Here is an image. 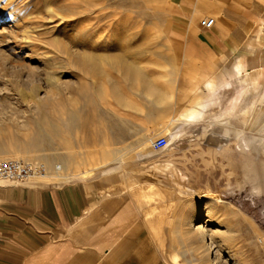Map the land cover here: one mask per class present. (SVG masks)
I'll use <instances>...</instances> for the list:
<instances>
[{
	"label": "rangeland",
	"instance_id": "1",
	"mask_svg": "<svg viewBox=\"0 0 264 264\" xmlns=\"http://www.w3.org/2000/svg\"><path fill=\"white\" fill-rule=\"evenodd\" d=\"M175 4L176 0H0V105L5 106L0 109L8 115L17 110L15 120L28 121V132L35 134L38 116L27 96L29 89L40 97L54 94L48 119L43 122L54 146L39 143L34 147L24 140L25 132L0 140L7 144L4 149L9 152L27 153L10 160L39 163L47 170L43 156L71 154L91 158L89 163L76 166L73 173L95 168L97 151L120 149L122 161L105 180L93 171L85 180L52 184L83 182L102 194L130 199L141 211L149 231L154 230L150 235L170 264H204L183 249L179 238L171 233L197 199L203 200L206 195L220 198L215 217L220 225L224 224L221 230L227 234L225 242L220 243L221 255L229 264H264V192L257 194L252 184L243 179L236 161L242 159L237 158L236 147L242 144L244 135L252 142V156L264 163V130L249 135L250 114L245 115L248 108L240 116L229 115L224 111L225 102L218 99L214 110L200 122L186 125L181 135L170 142L173 128L168 127L169 119L184 105L176 94V81L185 62L169 40L176 29ZM9 14L17 16L18 21L10 24ZM206 17L198 18V28ZM69 48L99 58L98 70L88 71L76 65ZM44 54L53 55L54 63L45 66ZM116 55L132 64L145 82L163 90L168 87L172 96L162 95L159 103L149 104V98L140 93L139 82L127 83L125 68L111 65ZM48 73L56 76L59 92L46 81ZM116 88L122 101L113 93ZM196 97L185 103L191 104ZM220 108L224 116H220ZM258 111L263 113L264 106H259ZM4 114L0 116H8ZM68 118L75 120L70 129L66 125ZM160 139L169 145L154 150L153 142ZM142 148L152 153L138 160L137 153ZM39 179L46 178H33ZM176 247L179 253L174 259Z\"/></svg>",
	"mask_w": 264,
	"mask_h": 264
},
{
	"label": "crops",
	"instance_id": "2",
	"mask_svg": "<svg viewBox=\"0 0 264 264\" xmlns=\"http://www.w3.org/2000/svg\"><path fill=\"white\" fill-rule=\"evenodd\" d=\"M175 7L169 40L185 62L176 81L181 102L206 97L210 111L221 99L229 115L254 108L264 119V0ZM200 16L212 26L198 28ZM145 224L130 199L83 182L0 183V264H170Z\"/></svg>",
	"mask_w": 264,
	"mask_h": 264
},
{
	"label": "bare ground",
	"instance_id": "3",
	"mask_svg": "<svg viewBox=\"0 0 264 264\" xmlns=\"http://www.w3.org/2000/svg\"><path fill=\"white\" fill-rule=\"evenodd\" d=\"M1 14H2V12H0V15ZM11 16L12 15H10V14L7 16L10 24L13 23L14 21H18L16 19V18H18L17 16L16 17H11ZM69 27L72 30L70 25H69ZM69 49L73 51L72 55H74V58H75L73 61L76 65H78L80 67H85V69H88V71L90 70V71L96 72L98 70L99 64H98L97 59H99V58L94 57L91 54H84V53H82V51L79 53V51L77 52L76 50H73L72 48H69ZM75 51H76V53H75ZM1 59L2 58H0V60ZM4 59L2 61H4V62L7 61ZM53 59H54L53 55H49V54H44V56L42 57V60H43V63L45 64V66H49V64L53 62L52 61ZM111 65L121 67V69H122V67L125 68V73L123 72V74H124V77H125V80L127 81V83L133 85V84H137V82H139L138 87L141 90L140 93L143 94V96H145L146 98H149V101H147L149 104L159 103L160 100L162 99V97H161L162 95H165L167 97L172 96V93L170 90H168V87H166L163 90L161 87H159L157 85L152 86L151 82L150 83L145 82L142 74L139 73L134 68V66L132 64L123 60L122 57L116 55L113 58V64L111 63ZM100 75H102V74H100ZM46 81H48L50 83L49 86L51 88L56 89L57 92H59L60 87L56 88L57 78L54 74L48 73ZM108 83L112 84V81L109 80ZM211 91H213V90H211ZM217 91H219V88H218V90H216V92ZM29 92H30V95H27V96L31 99L30 101H32V104L34 107L33 110L35 112L34 114H36L38 116L37 120L35 119L37 132L35 134L28 132V130L30 128L28 121L25 120V121L19 122L20 120L19 121L15 120L17 118H15V116H13V114H14V111H16V113H17V110H14V111L11 110L13 113H11V111H10V112H8L9 113V115H8L6 113L4 114L3 110L0 109V111H2L0 113H2L4 115H8V116H0V139L4 138V137L10 138V137H13L15 135H19V134L25 132L24 140L25 141L28 140V142H27L28 144L35 147L40 143V144L52 147V146H54V142H53L51 136L48 133H46V131L44 130L43 122L48 119L47 115H49V112L51 110L52 101L54 100V94H50V95L44 94L42 97H40L39 93L37 91H33V90L29 89ZM113 93L115 94V97L117 99L121 100V98H120L121 95H120V92H118L117 88L114 90ZM9 105H7V106H9ZM0 107H2V106L0 105ZM3 107H5V106H3ZM6 108H8V107H6ZM6 108H4V109H6ZM9 108L11 109L10 106H9ZM9 108H8V110H9ZM13 109H14V107H13ZM220 109H221L220 116H224V113L222 112V108H220ZM25 110L27 111L28 109H25ZM4 112H7V111L4 110ZM23 112L24 111H22V115H23ZM28 112L29 111H27L26 113H28ZM207 112H209V111H208V107H207V98L206 97H196V100L194 102H192L191 104L185 103L183 105V109L180 112H178L174 117L169 119L168 127L173 128L170 132V137H171L170 142L174 141V139H176L177 137H179L181 135L183 128L186 125L191 124V123L196 124V123L200 122V120L203 118V116ZM10 113H11V116H10ZM249 114H250V116L248 117V119H249L248 130L250 131L249 135H254L253 131L262 130L261 127H263V125H264V119L261 118L260 113H258L257 110L254 108H252L249 111ZM10 117L15 120V122H14V120H11V121H13L16 125L10 124V122H11ZM20 117L21 116H19V118ZM221 118L222 117H220V119ZM68 122H69V124H68ZM71 122L75 123V120L68 118V121L66 122V125H68V127H69L68 129H70ZM240 134H239V136H240ZM242 136H243V139H242L243 146H242V144L238 143V145L236 147V151H237L236 155H237V158L242 157L243 160L242 159L241 160L236 159V161L239 165L238 167L241 168V175H242L243 179L246 182H250L252 184L254 190L256 191V193L259 194L261 192H264V163L260 162L256 157L252 156V147H253L252 142L249 141L247 139V137H244V135H242ZM226 139H228V138H226ZM144 142H145V140L142 139L140 141V144L143 145ZM105 143H106V140H105ZM6 145L7 144L3 143L2 140H0V159H3V160L9 159L10 160V158L12 156L16 157L18 154L20 156L22 154H27V153H21L20 151L9 152V151H7V149L6 150L4 149L6 147ZM167 145H169V144H167ZM122 153L123 152L120 149L99 150V151H97V155L95 156V158H96L95 159V162H96L95 168H93L91 170H87V171H81L78 173H73L75 167L80 166L82 164L89 163L90 162L89 160H91L90 157L83 156V155L82 156L71 155V154H53L50 157L49 156H47V157L43 156V157H41V160H43L44 163H46V165L48 166V170L45 169V172H47L48 175L45 174V176H43L41 178H46L43 180H47L48 182H51L53 184H59V183H66L70 180H75V179L85 180L86 178L91 176L90 174L93 171H96L99 173V177H102L105 180L104 177H107L110 172L112 173L116 169V167L119 165V163L122 161V157H123ZM151 153L152 152L150 150L144 151V148H142L137 153V159L138 160H144ZM26 157L29 159H32L31 155L30 156L26 155ZM30 163H34V162H30ZM40 165L43 166L42 164H40ZM109 169L111 171H109ZM110 181H112V180L110 179ZM117 183L119 184V182H117ZM196 183H197V180H196ZM121 188H123V187H121ZM119 192H120V190H119ZM204 197H205V199H203V200L197 199L193 208H190L187 215H185L186 217L182 218L180 220L179 225H178V229L173 230V232L171 233L172 237H173V235H175L177 238H179L180 243H181L180 245H182L181 247L187 248V252H190L192 255L197 256L198 262L200 261V262H203L204 264H229L227 259H224L223 256L221 255V248H220V243L223 244L225 242L227 234H226V231L224 232L221 230V228H222L221 226H223L224 224L220 225V223L217 222L218 221L217 218L215 217L216 212H217V208L219 207L221 200H219L220 198H209V197H207V195ZM223 208H224V206H223ZM232 209H234V208L232 207ZM219 210H222V209L219 208ZM221 213H223V211ZM202 216H204L203 219L201 218ZM142 218H143V215H142ZM240 218H241V216H240ZM148 220H149V218H148ZM226 220H227V218H226ZM224 221H225V219H224ZM151 222H150L149 226L151 225ZM147 227H148V225H147ZM230 227H231V225H230ZM228 228H229V225H228ZM147 230H149V229H147ZM228 230H230V228ZM152 232H154V230H152ZM227 232H229V231H227ZM231 235H232L231 237H233V234H231ZM242 239H244V238H242ZM257 243H258V241H257ZM232 246H234V245H232ZM237 248H239V247H237ZM223 249H225V248H223ZM177 251L178 250L176 247V250L175 249L173 250L172 258L175 259V256H177V254L179 253ZM239 254H240V252H239ZM239 254H238V256H239ZM228 255H230V254H228ZM240 260H241V258H240ZM190 262H191V260H190ZM236 263H238V262H236ZM232 264H234V263H232Z\"/></svg>",
	"mask_w": 264,
	"mask_h": 264
},
{
	"label": "built area",
	"instance_id": "4",
	"mask_svg": "<svg viewBox=\"0 0 264 264\" xmlns=\"http://www.w3.org/2000/svg\"><path fill=\"white\" fill-rule=\"evenodd\" d=\"M213 24V19H204L200 22V27L207 29ZM166 141L160 139L153 142L154 150L165 147ZM45 176V168L39 163H30L22 160H2L0 161V183L21 184L32 178H41Z\"/></svg>",
	"mask_w": 264,
	"mask_h": 264
}]
</instances>
